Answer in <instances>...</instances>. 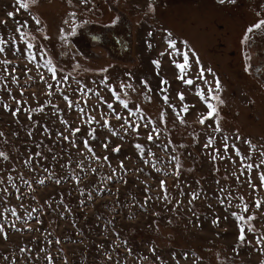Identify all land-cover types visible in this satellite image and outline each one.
Listing matches in <instances>:
<instances>
[{
  "label": "rangeland",
  "instance_id": "374dc122",
  "mask_svg": "<svg viewBox=\"0 0 264 264\" xmlns=\"http://www.w3.org/2000/svg\"><path fill=\"white\" fill-rule=\"evenodd\" d=\"M149 4L155 11H149ZM8 12H13L14 18H9ZM73 12L76 16L69 18L68 14ZM30 13L41 19L40 26L34 24L28 12L19 8L16 0H0V21L7 22L6 26L0 23V34L5 39L16 36L23 51V44L15 32V22L28 21L29 27L25 31L36 36L37 47L43 44L47 58L52 59L58 69H63L58 76H69L61 87L78 107H68L47 69L37 70L27 64L24 56H14L11 51L7 53V59L13 61L8 66L9 71L18 66L19 85L8 82L11 96L7 91H0V97L13 110L17 104L11 97L20 100L21 112L14 117L0 104V132H3L0 152L9 157L7 160L0 157V178L5 179V184L0 187H7L13 193L7 197V207L16 208L22 216L27 217L29 212L41 206L43 212H32L28 219L31 230L25 227L24 220L17 222L20 231L5 225L9 238L5 240L0 235V264H177V261L178 264H264V253L251 246L240 248L238 255L233 250L237 244V225L230 215L224 219L228 213L216 199L217 195L223 197L226 194L218 193L221 187L234 196L243 195L250 205L249 212H255L258 217L254 224L264 232V204L260 210L253 206L254 198L264 199V190L253 193L245 182L247 171L240 177V182L237 181L242 169L240 158L234 155L231 147L225 155L222 140L226 135L230 138L229 145L235 142L243 154H250L252 160L246 163H259V153L264 151V71L257 72L256 68L264 67V33H256L247 44L242 40L246 29L264 18V0H236L234 4H220L217 0H91L88 4H81L79 0H73V4H68L67 0H40ZM64 19H69L67 25L63 23ZM41 27L43 33L39 31ZM165 29L178 41L186 40L204 67L211 68L219 77L225 101L220 106L222 132H213L208 127L211 120L199 124L198 116L207 109L196 94L197 85L206 94L207 85L195 80L197 67L194 62L185 77L194 79V84L187 85L178 79L179 70L172 60L180 62V58L168 54L163 40ZM44 34L48 40L42 38ZM61 35H66L67 39H60ZM162 52L165 55L161 56ZM246 55L251 59L246 60ZM156 60L160 61L159 68L152 63ZM26 64L32 69L27 75L24 72ZM249 64L251 68L246 71ZM38 72L53 85L52 96L47 95L49 89L40 80ZM206 75L214 88L213 76ZM29 76L33 79L29 80ZM104 77L108 78L107 84L115 87L121 98L128 101L129 109H124L109 88L100 83ZM161 79L169 82L165 86L167 93L160 91ZM141 81H147L151 88L150 100L145 96L147 89ZM121 82L133 84L135 90L121 89ZM85 86L92 91L86 94L77 91L78 87ZM97 92L112 103L122 117L140 123L139 132L129 131L121 140L119 135L112 136L107 129L93 124L96 138L87 137L89 128L78 119V108H85L97 120H100L101 112L110 113L95 94ZM181 92L184 101L178 97ZM164 95L169 97L168 104L163 101ZM169 104L175 106V111ZM184 105L189 108L187 113L181 112L185 121L182 124L176 112ZM39 107L44 111L31 113L30 121L29 113L23 109ZM136 107L143 111L144 121L130 115L129 110L135 111ZM109 119L111 126L123 135L122 120L111 115ZM62 120H67L73 128L80 127L75 138L78 148L59 137L60 132L69 134ZM148 121L153 124L149 128L143 127ZM44 126H47V132ZM153 126L160 130V135L158 139L148 141L147 134ZM29 130L33 132L31 137L27 135ZM237 133L240 141H234ZM82 137L89 140L101 162L85 158L90 154L81 143ZM209 137L214 138V145L205 148ZM244 140H251L257 150L252 152ZM106 141L111 142L107 150L102 147ZM137 143L145 147L144 158L134 147ZM117 145L121 146L120 152L113 153L111 149ZM215 148L220 149V155L225 159L212 160ZM38 151L48 159L35 156ZM53 154L56 160L51 158ZM104 156H108L111 166L106 163L101 166ZM30 157L31 166L24 163ZM172 157L179 159V165ZM79 161H83L84 170L77 167ZM121 161L127 169L126 174L119 167ZM90 163L97 169L95 173L88 170ZM153 163L161 172L152 167ZM113 168L117 169L115 174ZM177 168L179 177L174 174ZM163 172L169 175H163ZM109 175H113L112 180L105 178ZM8 176L14 177L19 193L7 182ZM251 176L258 185L255 169ZM56 179L60 180L59 184ZM38 180L44 183L39 184ZM161 180L166 182L171 203L163 200ZM192 192H200V198L193 202L199 221L188 210ZM16 195H21V199L17 200ZM146 200L147 204L142 208ZM178 201L182 202L180 207H176ZM239 202L234 199L229 211L238 212L235 204ZM209 204L212 208L207 206ZM214 215L220 218L218 227L210 222ZM36 218L42 223L36 222ZM8 219L11 222L15 218L9 215ZM56 239L60 240L59 244L55 243ZM247 239L255 243L251 233H247ZM49 240L53 242L49 244ZM21 248L30 251L22 253ZM42 248L45 251H41ZM184 254L187 259L183 258ZM48 256L52 257L51 262Z\"/></svg>",
  "mask_w": 264,
  "mask_h": 264
},
{
  "label": "snow or ice",
  "instance_id": "6c2138e0",
  "mask_svg": "<svg viewBox=\"0 0 264 264\" xmlns=\"http://www.w3.org/2000/svg\"><path fill=\"white\" fill-rule=\"evenodd\" d=\"M18 6L20 9H24L26 12L29 13V15L31 16V20L34 22V24L36 26H40L42 24L41 19H39L38 17H36L35 15H31L30 13V9L35 7L36 5L39 4L40 0H16ZM79 2L81 4H88L91 2V0H79ZM218 2L220 4H225V3H236V0H218ZM68 4H73V0H67ZM149 11H155V8L153 5L149 4ZM14 13L13 12H8L7 16L9 18H14ZM69 18H74L76 16V13H69ZM259 16V14H257ZM0 23L4 24L6 26L7 22L6 21H0ZM16 28H15V32L18 33V39L20 42H22L23 44V48L24 50H21V46L20 44L17 42V37L16 36H12L10 35L7 39H5L3 34H0V82H4L2 84H0V91H7L8 94L11 96V89H9L7 87L8 82L13 83V84H17L19 85V77L16 75V70L18 66H13L11 71H9L8 66L13 64L12 60L7 59V53L9 51L12 52V54L14 56H24V58L27 61V64H32L37 70H39L40 68H44L47 69V71L50 73L51 75V79L53 81H55L56 83V87L60 90V94L63 96L64 100L67 102V105L69 108H73V107H78V105H74L73 101L71 99H69V97L67 95L64 94L63 88L61 87V85H63L64 83L67 82V80L69 79L68 75H61L58 76V72H63V69H58L56 67V65L53 63L52 59L47 58L48 57V52L45 48V46L43 44H39V47H37V37L32 35L31 32L29 31H25V29H27L29 27L28 25V21H24L22 24L20 23V21H16ZM63 23L65 25H67L69 23V19H64ZM39 31L41 33L44 32V29L41 27L39 28ZM61 32L63 33V29H61ZM264 33V18H260L258 19V21L256 23H254L252 26H249L246 29L245 35L243 36V40L242 43H249L250 39L252 36H254L256 33ZM75 33V29L72 30V34ZM164 37L163 40L166 43L167 49L169 50V55L170 56H175V57H179L180 58V62H177V60H172V63L175 65L176 69L179 70V76L178 79H180L181 81H183L185 84L187 85H193L194 84V79L192 78H187L185 79L186 76H188L189 72L191 71L192 68V63L194 62L196 67H197V73L195 76V80H199L201 81L204 85H207V94L205 93L204 89L201 88L199 85H197V91L196 94L199 96L200 100L206 105V113H202L198 116V122L200 125H204L207 121L211 120L212 124H209L208 127L212 128L213 132H222L223 129L221 128L220 125V121L222 119L221 115H220V106H222L225 101L222 98V92H223V88H222V84L221 81L219 79V77L216 75V73L211 69V68H205L204 65L202 64V62L199 59L198 54L195 52L194 49H192L190 47V45L188 44V42L186 40L183 41H178L177 39H175L173 37V33L171 31L168 30H164ZM152 33H149V36H151ZM42 38L44 40H48L49 37L44 34L42 36ZM60 39L62 40H66L67 36L66 35H61ZM181 45V47H177V45ZM149 47H152L151 44L148 45ZM191 54V55H190ZM161 56L165 55L164 52H162L160 54ZM39 57V60H38ZM246 60H250L251 57L249 56H245ZM157 68L160 67V61L156 60L152 62ZM27 64L25 65V75H27V73L31 72L32 69L27 67ZM249 68H251V64H249L248 68H246L245 70L248 71ZM102 72H107V69H102ZM257 72H261L264 71V67H257L256 68ZM40 76V80L43 81L46 85L47 88L49 89V91L47 92L48 96H52L54 93L52 91L53 89V85L48 83L47 80L45 79L43 73H39ZM159 74V73H157ZM206 74H210L213 76L214 81H215V87H212L211 82L207 79V75ZM70 75V74H69ZM11 77V80L9 81L8 78ZM29 80L33 79L31 76L28 77ZM107 77H104L100 83L102 85H105L109 88V90L111 91L112 95L114 96V98L119 101V103L123 106L124 109H129V103L127 100L122 99L121 95L117 92L116 88L108 85L107 84ZM93 83H95V81H93ZM141 83L144 85V87L147 89V91L145 92V96L146 98H148L150 100V93H151V88L148 85L147 81H141ZM76 84L79 86L80 81H76ZM169 82L166 79H161L160 81V91L167 93L168 88L165 87L166 85H168ZM120 88L121 89H132L135 90L133 87V84L131 83H124L121 82L120 83ZM77 91H79L81 94H86V92H91L92 89L87 88L86 86L84 88H77ZM23 90L20 91V95L21 97L23 96ZM98 97L101 103L106 104L107 109L110 110L109 114H105L103 112L100 113V120L96 119V116L90 115L85 108L83 107H79L78 108V112L80 115H78V119L81 120V122L83 124L88 125V132L86 133L87 137H91L92 139H95V133H96V128L92 127L93 124L99 126V127H103L105 129H107L112 136H117L119 135V138L121 140L124 139V136L128 134L129 131H131L132 133H138L141 127L140 123H137L135 121L130 120L127 116H121L120 113H118L116 111V109L114 108L112 103H109L107 101L104 100L103 96H100V94L97 92L95 93ZM125 95H127V93H125ZM178 97L180 99V101H184L185 97L184 94L178 93ZM13 100H15V103L17 104V107L15 108V110H13L11 108V106L7 103H5L3 101V97H0V104H3L4 110L11 112V114L14 117H18V114L21 112V101L20 100H16V98L13 96L11 97ZM168 100L169 97L167 95L163 96V101L165 104H168ZM49 104H51V101L48 102ZM52 107L54 109H56L57 111H59L58 107L56 105H52ZM135 107V106H133ZM169 107L173 109V111H175V106L169 104ZM194 107V105H193ZM188 105H184V107L181 109L180 112H176V116L180 119V123H185L183 116L181 115V112L183 113H187L188 112ZM23 111L29 113L28 115V119L31 121L32 120V116L31 113L33 112H43L44 108L43 107H39V108H25L23 109ZM130 115L131 116H138L140 121H144L145 120V116L143 111L136 107L135 111L129 110ZM109 115L114 116L116 120L121 121L122 123L120 125V129L123 131V135H120L119 132L114 129L111 126L110 123V119H109ZM163 116V113H162ZM85 117H87V119H85ZM101 121L103 123H101ZM35 123V122H33ZM62 124H64L65 127V131H67L69 134L65 135L64 132H60L59 133V137L61 138V140L63 141H68L72 147L74 148H78V145L76 144V135L77 133H79L81 131L80 127H71L69 125V122L67 120H62L61 121ZM150 124H153L152 121H148L146 123H143V127L145 128H149ZM214 125V127H213ZM44 131H48L47 126H44ZM27 135L29 137H31L33 135V132L31 130H29L27 132ZM160 135V130L158 128H156L155 126H153L151 128V130L148 132L147 134V140L148 141H153L154 139H158ZM0 136H3V132H0ZM71 137V138H70ZM138 138V137H137ZM81 139V143L83 144V147L87 150V152L90 154V156L85 157L86 159H89L90 161H95V162H101V157L97 156L95 151L93 150V148L90 146L89 144V140L87 138H80ZM230 138L228 136H224L222 137L223 140V151L225 153V155L228 152L229 147L232 148L233 153L236 157L240 158V162L242 165V169L240 172V175L236 177L237 181L240 182V177L245 175V171H247L248 176H247V180L245 181L248 185V187L250 189H252L253 193H256L260 190H264V169H262V166H264V151H261L259 153L261 159L259 161V163H246V161H250L252 160V156L249 155H245L241 152L240 148L237 147V144L235 142H233L231 145H229L228 140ZM241 137L239 136V134H235L234 136V141H240ZM109 143H111L110 141H106L102 144V147L107 150L109 147ZM244 143L246 145L249 146V148L251 149L252 152H255L257 150V146L252 144L251 140H244ZM214 145V138L213 137H209L207 140V143L204 144L205 148H211ZM36 147L39 148L40 144H36ZM139 154L141 158H144V154H145V147L139 143L135 144L134 146ZM181 147H183V145H181ZM120 145H117L115 147H113L111 149V151L113 153H119L120 152ZM148 151H150V149H148ZM49 152H52V149L49 148ZM80 155H84L83 152L80 153ZM153 155H155L153 153ZM35 156L37 157H41L42 159H48V157L43 156L42 152L38 151L35 153ZM0 157H3L5 160L9 159V157L3 153L0 152ZM53 160H56V155L53 154L51 157ZM229 159H231V157H228ZM173 160L176 161L177 165H179V159L177 157H172ZM217 159H225V156L220 155V149L219 148H215L214 152L212 154V160L215 161ZM32 158L30 157L29 159L25 160L24 163L31 166L32 165ZM145 162L147 163L148 161L145 160ZM233 163H235L236 161L233 160ZM37 163H39V161H37ZM106 163L108 164V166H111V162L109 161L108 156H104L103 157V163L101 164V166H103V164ZM77 167H79L81 170H84V163L83 161H79L77 163ZM119 167L121 169H124V164L123 161L120 162ZM152 167L156 169L157 172H161L160 168L156 167V164L153 163ZM256 170L257 172V178L259 180V184L257 185L256 183L253 182L252 180V176L251 173L253 170ZM88 170L95 173L97 171L96 168L91 166V163L88 165ZM44 171H48L47 168L44 169ZM117 171L116 168L112 169V173L115 174V172ZM125 174L127 172V169H124ZM140 171H143V169H140ZM216 171H219V169H216ZM163 175H169L168 172H163ZM174 174L179 177L180 175V171L179 168H177L174 171ZM233 175H235V173H233ZM52 177L49 176V179H51ZM108 180H112L113 179V175H109L107 177H105ZM7 182L11 184V187L13 189H15L16 193L20 192V189L17 187V185L14 182V177L12 176H8L7 177ZM25 183H27V181H24ZM57 184L60 183L59 179H56L55 181ZM77 182H79V179L77 180ZM37 183L39 184H43L44 181L43 180H38ZM126 183V181H125ZM197 183H199V181H197ZM217 184H219V180L216 181ZM5 184V179L4 178H0V185H4ZM160 187L163 190V200L167 201L168 203H171V198L168 194V190L166 187V182L164 180L160 181ZM145 191H147V189H145ZM218 193H226L223 197H221L220 195H217L216 199L217 202L220 206L224 207V210L228 213V215H226L224 217L225 220L228 219V216L230 215L234 221L236 222L237 225V229H238V235H237V244L234 246L233 250L237 253V255L239 254V249L245 246H251L254 248V250H258L262 253H264V232H261L257 229L256 225L254 224V221L258 220V217L256 216L255 212H249L250 209V205L249 203L245 200V197L243 195H239V196H234L233 193L231 191H228L225 188H219L218 189ZM181 194H183L182 190H181ZM13 195V193H10L8 191L7 187H0V235L3 236V238L5 240H7L8 237V233L5 230V225H7V227L9 228H13L16 229V231H20L21 229L17 228V222L24 220L25 221V227H27L29 230H31L30 225L28 224V219L32 217V212H43V206H41L38 209H33L32 212H29L27 214V217L22 216L21 214H19L17 212V209L14 207H7V197ZM24 195V194H21ZM21 195H16L15 198L17 200L21 199ZM81 195H83V192H81ZM89 196H91V193H89ZM200 198V192H192L190 195V199L188 200V204H189V211L192 212L193 216H197V213L194 211V201L198 200ZM33 199H35V197L33 196ZM148 199H151V197H148ZM159 199V197H158ZM234 199H238L240 202L235 204V209H238L239 211H229V209L233 208V204L232 201ZM181 201L177 202L176 207H180L181 205ZM147 204V200L145 201L144 204L141 205L142 208H144ZM262 204H264V199H253V206L255 207L256 210H260ZM226 205V206H225ZM22 207V205H19ZM48 206L51 208V204L49 203ZM209 208H212V205L209 204L207 205ZM9 215L11 217H14L15 219L11 222H9ZM154 215H159V213H155ZM197 221H199V217L197 216ZM36 222L38 223H42V221H40L38 218H36ZM213 226H219L220 223V218L218 216H213V219L210 221ZM197 226H199V223H197ZM247 233H251L254 237V241L255 243L253 244L252 240H248L247 239ZM219 235V234H217ZM53 241L49 240L48 243L51 244ZM56 244L60 243L59 239L55 240ZM124 243H127V241H124ZM26 251H30V249L27 248H21V252H26ZM41 251H45L43 248L41 249ZM128 251L131 253V248L128 249ZM151 251L155 252V249H151ZM193 255H195V253H193ZM184 259H187L188 256L187 254H184ZM47 259L51 262L52 257L48 256ZM109 259H111V257H109ZM146 259V257H145ZM173 259L175 260V254H173ZM178 264V261H177ZM223 264V262H222Z\"/></svg>",
  "mask_w": 264,
  "mask_h": 264
},
{
  "label": "flooded vegetation",
  "instance_id": "af4514ba",
  "mask_svg": "<svg viewBox=\"0 0 264 264\" xmlns=\"http://www.w3.org/2000/svg\"><path fill=\"white\" fill-rule=\"evenodd\" d=\"M218 1V0H217Z\"/></svg>",
  "mask_w": 264,
  "mask_h": 264
}]
</instances>
